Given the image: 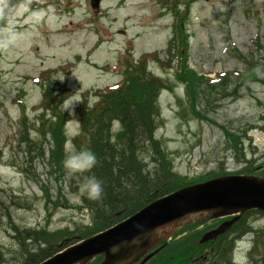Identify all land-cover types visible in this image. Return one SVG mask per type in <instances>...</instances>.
Masks as SVG:
<instances>
[{"label": "rangeland", "instance_id": "374dc122", "mask_svg": "<svg viewBox=\"0 0 264 264\" xmlns=\"http://www.w3.org/2000/svg\"><path fill=\"white\" fill-rule=\"evenodd\" d=\"M9 1L0 0V250L9 264L19 254L7 211L20 227L56 230L88 222L78 197L47 162L56 117L44 90L65 93L47 104L63 113L72 151L82 103L92 107L99 94L122 83L129 62L143 63L165 84L155 134L179 175L242 173L227 131L252 145L248 159L264 152V75H256L264 69V0H101L98 10L90 0H26L11 8ZM182 25L187 43L180 52L187 51L186 71L194 72L195 84L178 78L175 28ZM5 41H11L7 47ZM45 191L61 200L58 206L47 203ZM212 216L197 214L162 238L177 231L175 238L183 237L187 223L211 229L222 221ZM245 221L264 229L262 213ZM254 237L244 232L237 240L238 264H262L249 257Z\"/></svg>", "mask_w": 264, "mask_h": 264}, {"label": "trees", "instance_id": "16d2710c", "mask_svg": "<svg viewBox=\"0 0 264 264\" xmlns=\"http://www.w3.org/2000/svg\"><path fill=\"white\" fill-rule=\"evenodd\" d=\"M174 2L177 3V0ZM175 34L180 44L176 51L180 52L187 43L183 25L175 28ZM186 52L185 50L177 55L180 65L178 78L195 84L194 72L186 71ZM143 65L129 62L123 71L124 79L121 84L99 94V100L92 107L88 108L82 103L79 109L80 130L72 139V151L65 149L67 139L62 133L65 119L63 113L53 107L52 103L47 104L51 98L63 97L65 93L59 91L55 95L54 92L52 94L51 91L44 90L46 106L52 109L56 117V124L48 131L51 139H48L50 145L47 147L46 159L57 173L59 183L65 184L78 197L76 207L79 211L86 212L88 222H74L72 227L56 230H49L45 226L37 229L20 227L7 211L5 214L12 230L10 234L18 247L16 264H39L64 248L65 241L70 245L88 238L129 217L159 197L184 186L228 174L215 173L188 180L174 170L169 153L155 134L161 120L158 94L165 84L147 74ZM257 74L264 75V69L256 72ZM62 97L60 101L63 100ZM116 122L119 124L117 129ZM225 134L231 140V148L238 163L244 164L242 173L264 177V165H260L264 164V152L254 153L259 154L255 160L262 161L255 165V160L247 158L250 154L247 148L252 145L234 132L227 131ZM84 147L90 148L98 157L96 167L84 175H94L103 182L104 193L100 200L81 198L78 188L83 176L69 179L65 174V158ZM45 193L47 203L51 200L54 206L59 205L56 201L60 199L53 201L47 191ZM63 202L67 208L73 207L66 198ZM246 215L243 214L226 233L203 244L199 243V239L209 228L194 230L193 225L187 223L180 233L186 232L183 237L176 239L177 231L170 239H162L157 246L161 247L160 251L145 264H238L234 258L237 239L249 230L255 233L249 257L254 261L258 258L264 264V229H252L245 221ZM206 252H209L208 257L201 262V257ZM101 259L102 255L89 264H96ZM0 264H9L1 250Z\"/></svg>", "mask_w": 264, "mask_h": 264}, {"label": "water", "instance_id": "95a60500", "mask_svg": "<svg viewBox=\"0 0 264 264\" xmlns=\"http://www.w3.org/2000/svg\"><path fill=\"white\" fill-rule=\"evenodd\" d=\"M100 0H91L97 8ZM250 209L264 211V178L255 175H228L185 186L160 197L114 226L69 245L39 264H86L103 255L98 264H134L160 238L197 214L216 217L236 214L217 228L203 234L200 243L227 231ZM160 230V231H159ZM158 250L145 256L144 264Z\"/></svg>", "mask_w": 264, "mask_h": 264}, {"label": "clouds", "instance_id": "9594fccd", "mask_svg": "<svg viewBox=\"0 0 264 264\" xmlns=\"http://www.w3.org/2000/svg\"><path fill=\"white\" fill-rule=\"evenodd\" d=\"M10 42L5 41L4 47H7ZM256 71L259 72L260 69H256ZM97 164L98 157L96 153L87 147L69 154L64 160L65 174L69 179L83 176L78 188L81 198L100 200L103 196V182L94 175H84L91 172Z\"/></svg>", "mask_w": 264, "mask_h": 264}, {"label": "bare ground", "instance_id": "6f19581e", "mask_svg": "<svg viewBox=\"0 0 264 264\" xmlns=\"http://www.w3.org/2000/svg\"><path fill=\"white\" fill-rule=\"evenodd\" d=\"M160 231V230H159ZM227 260V259H226ZM235 264V263H234Z\"/></svg>", "mask_w": 264, "mask_h": 264}]
</instances>
